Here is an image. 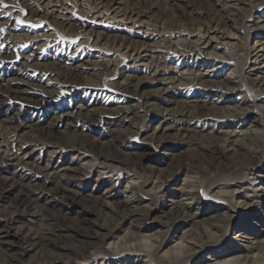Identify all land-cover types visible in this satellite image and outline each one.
<instances>
[{
    "label": "bare ground",
    "instance_id": "1",
    "mask_svg": "<svg viewBox=\"0 0 264 264\" xmlns=\"http://www.w3.org/2000/svg\"><path fill=\"white\" fill-rule=\"evenodd\" d=\"M15 1L13 8L4 7L11 1H0V29H3L0 58L1 47H8V50L10 46L7 45L13 43L19 65H29L37 58L27 52L28 48H47L52 53H60L64 61L62 76L69 84L74 82L77 68L86 62L93 70L103 64L106 72L118 79L106 85L94 82L77 90L84 93V98L88 97L90 109L85 110L80 105L68 112H57L50 119L41 115L44 124L37 121L25 126L37 134L30 140L31 152L37 148L43 150L45 162L55 165L52 174H43L22 162L18 155L24 147L10 135L0 134V147L5 149L0 153V169L8 168L14 174L0 189V208L5 207L3 215L0 214V245L4 244V239L19 236L20 257L30 251L43 253L38 261L28 264H264V238L258 239L254 232V243L249 247H233L236 245L232 244L233 238L227 236L241 228L244 233L237 232L235 236L247 233L237 221L244 213L254 217L252 225L255 227L257 223L264 225V214H253V210L264 206V170L260 168L264 162V112L259 113L254 107L249 112L217 116L205 113L199 103H163L157 99L162 91L181 94L183 87L185 92L200 89L205 96L218 95L227 89H242L253 105L257 98L264 96V0H215L213 4L205 1L203 11L182 16L173 14L164 5L165 0H149L150 12L163 10L157 19L145 12L147 3L129 7L115 0H92L91 3L86 0ZM17 19L44 21L50 23L51 28L41 34L35 31L20 34L16 31ZM97 20L99 24L138 26L140 32L125 36L121 34L124 31L114 29V33L109 28L103 34L102 26L91 23ZM131 67H138L139 75L134 74ZM217 67L219 72L215 71ZM246 72H254V79L246 81ZM220 73H224L221 80L212 79ZM43 76L50 79L52 74ZM175 78H183L186 85L178 86L181 89L159 83L153 86L156 82ZM11 83L7 79L0 86V121L7 125L6 128L17 123L13 118H1L8 101L29 109L50 104L51 100L45 92L29 93L33 97L22 96L27 90ZM146 86L153 91L144 98L143 104L125 98L119 103V97L112 94L129 88L135 94ZM103 97L117 101L109 109L112 120L117 123L131 121L139 127L133 136L135 140L144 130L143 139L149 144L143 145V149L148 154H155L162 148L159 158L164 160L170 155L168 150L172 151V141L181 140L190 132L198 136L197 142L189 144V154L177 162L173 170L159 176L139 175L130 168L132 164L120 162L100 148L86 145L81 137L69 132V123L65 121L71 115L81 118L78 121L83 129L93 131L94 120L87 113L105 112L96 108L97 105L105 106ZM146 106L153 116L144 123L137 113L139 108ZM82 110L86 114H81ZM244 124L247 128L240 129ZM118 134L126 138L124 131L119 130ZM116 140L118 136L107 143L113 145L114 150H117ZM142 143L143 140H138L139 145H135ZM59 149L70 154V159L58 155ZM15 175L22 180L40 179L33 185L34 194L23 189ZM75 180L85 185H73ZM119 180H126L123 190H117L113 183ZM89 183L95 191L87 187ZM51 184L54 188L48 191L46 187ZM167 185L172 192L181 193L186 202H172L166 220L152 225L149 215L158 206L163 207L160 199ZM101 187L116 194L117 191L123 193L126 200L121 203L96 195ZM71 196H79L84 201L82 209L86 214L107 209L113 220L128 224L132 231L119 239L116 232L109 230V233L96 236L95 241L78 240L86 246L82 252L58 243L56 240L60 238L72 240V236L66 234L72 229L60 221L62 214L58 215L66 201L73 206L69 200ZM194 206H198L196 212L182 213L183 209ZM206 210H213L214 214L199 221ZM28 217L39 223L37 229L14 226ZM190 224L194 230L171 239L172 233ZM115 239L120 242L116 249L110 247ZM52 249L60 250L59 256L52 255ZM64 255L71 257L70 261H63ZM5 256L4 264L19 260L9 254Z\"/></svg>",
    "mask_w": 264,
    "mask_h": 264
},
{
    "label": "rangeland",
    "instance_id": "2",
    "mask_svg": "<svg viewBox=\"0 0 264 264\" xmlns=\"http://www.w3.org/2000/svg\"><path fill=\"white\" fill-rule=\"evenodd\" d=\"M4 1V0H0ZM11 1V3H8V6H11L10 8L15 7V0H6ZM87 3H91L92 0H86ZM116 3H121V5L129 6V7H135L137 5H142L143 3L146 4L145 12L149 14V17L152 19L159 18L158 14L162 13L163 10H157L154 9L153 11H149L148 3L149 0H115ZM159 1V0H158ZM165 0L164 5L169 7L170 10H172L173 14L182 16L186 15L188 12H200L205 9V1H209L213 4L215 0ZM174 3V4H173ZM18 7L16 6L15 9ZM14 9V11H16ZM264 10H262L263 12ZM27 17L24 18V20ZM23 20V19H22ZM91 23H95L96 26H102L103 30L102 33L104 34L105 29H109L116 33V30L114 29H120L124 32L121 34L125 36H129V34H135L140 32L138 29V26H132L129 27L127 25L126 27L115 24H99L98 20L93 21ZM31 25H36V27H32ZM18 29L16 31H20V34H23L26 31H35L37 34H41L44 30H48L51 28L50 23L47 22H37L33 20H29L28 22H25L23 24L18 23L17 25ZM125 28H129L128 31H125ZM15 31V30H13ZM143 31V30H142ZM152 30H150L151 32ZM113 34V33H112ZM10 46L8 50L7 48L1 47L2 53L0 58V86L2 87L4 85V80H11L12 83L10 85L16 86L18 85L22 89H26L27 93L21 94L22 96H28L33 97L34 95H30L29 93L36 92L43 94L45 92V95L50 97V104H45L43 106H34L33 108L26 109L24 107H21V105L13 104L10 101L5 103V107L3 108L4 114L1 118H13V121L15 125H10L11 128H6L7 125L0 121V134L10 135L12 138H15L17 141H19V144L24 147L21 152H19V158L22 162L30 164V166H33L35 169H39L42 171L43 174L50 173L52 174L54 172L55 165H48L45 162L44 152L43 150L36 149L35 152H31V146L30 140L34 139L37 134L33 129H30L28 127H25L26 125H33L35 122L39 121V123L44 124L45 122H42V116L44 115L45 118H51L55 115L57 112L64 111H70L72 107L82 106L83 109H90L88 107L89 99L88 97L84 98L83 92H77L79 88H82L84 85L93 84L94 82H97L101 85H106L107 83L111 81H115L118 79V76H112L106 70L103 68V64L101 66L97 67L95 70L92 69L89 63H84L82 66H79L77 68V76L74 79V82L69 84L65 81V79L62 76V73L64 72L63 67V58L59 57L58 54L60 53H52V51H49L47 48H34L32 50L31 48L27 49L28 53H33L34 58H37V61H31L28 63L29 65H23L20 66L17 62L19 58L16 56V49L13 47V43L7 45ZM18 50V48H17ZM63 57V53H61ZM26 66V67H25ZM138 67H131V71L134 72V74H138L139 72L137 70ZM220 68H216L215 71L219 72ZM52 74V77L48 79L46 76H43L44 73ZM121 75V74H120ZM247 77L245 78L246 81H250L254 79L255 73L249 72L247 74ZM224 76V73H220L219 75L212 76V79L215 81L221 80ZM120 77V76H119ZM122 77V76H121ZM159 83V84H158ZM158 85H170V86H176L175 89H181L178 86H185V80L182 79H172V80H164L161 82H156L153 84L155 86ZM155 88V87H154ZM159 88V87H158ZM74 91V92H72ZM153 91L152 88L146 86L140 91H137L135 94L132 92V88L126 89L125 91L121 92L119 91H113V95H116L117 98L119 97V103H122V98L127 99H134L135 101H140L142 104L144 103V98L147 95H150ZM70 96V97H69ZM76 96V97H74ZM101 96L98 100H100ZM83 99V100H81ZM85 99V101H84ZM157 99L163 103H190L195 104L199 103L202 104L203 108L202 110L211 115H226V114H233V113H243L244 111L249 112L252 111L254 107H256L257 112L262 113L264 112V96L257 98L254 102V105L252 104V101L250 97L242 90V89H235L230 90L227 89L226 92H223L221 94H210V95H204L202 93V90L200 89H193L192 91L185 92V87L182 88L181 94H178L177 92L173 90H168L167 92H161L157 96ZM84 101V102H83ZM105 106L99 107V105L96 106V108H101L105 112L101 111H94L87 113L89 117L93 118V131L92 129H83L79 119H81L79 116L75 118L74 115H71L68 117L69 123V132H71L74 135H77L78 137H81V140L86 143V145H90L93 148H100L102 152L106 154H110L117 158L118 161L123 163H130L133 166H130L132 170H134L139 175H144L150 177L151 175H161L163 173H166L168 171H171L176 166V163L179 162L181 159H183L185 156L189 154V144L197 142L198 136H195L192 132L189 133V135L181 140L175 141L173 140L171 143V146H173L171 149L172 151L168 150L170 152V155L165 158L164 160H161L159 158V153L163 151L162 148H158L155 154H148L146 151H144L143 145H148L149 142L147 140H144L143 137L145 136L144 130H142L138 136V140H143V143L140 144V146H136L135 144H138V140H135L133 136L136 135V133L139 130V127L137 125H133L131 121H126L123 123H117V121L112 120L113 117L110 115L109 109L113 108L111 104H115L117 101H113L111 99H105L103 97L102 99ZM54 106V107H53ZM58 109H56V108ZM93 108V107H91ZM82 110L81 114H86V111ZM148 107H141L138 109V117L140 120H142L144 123L148 121L153 115L148 112ZM1 114V115H2ZM74 117V118H73ZM256 118V115H255ZM77 119V120H76ZM99 119V120H98ZM257 119V118H256ZM46 120V119H45ZM48 120V119H47ZM46 120V123H47ZM262 120L264 122V113L262 114ZM63 122V125L64 123ZM62 125V123L60 124ZM59 125V126H60ZM16 126V127H15ZM240 129L247 128V125H241L239 126ZM62 129V126L60 127ZM115 129V131H114ZM59 130V129H58ZM124 131L126 133V138H121L120 134H118V131ZM68 136V135H67ZM118 140L114 142L115 147L117 150H114V146L109 143L108 141L112 140V137H117ZM209 140V139H208ZM248 142L249 139H246ZM140 143V142H139ZM139 145V144H138ZM238 146H236L237 148ZM239 148V147H238ZM2 150H5L4 147H0V153ZM31 152L29 155H26L27 152ZM42 152L41 155H39V152ZM59 152L58 155H62L65 159H70V154L65 152L62 149L57 150ZM199 152H202L198 150ZM130 153H135L130 154ZM148 154V155H144ZM73 163V162H72ZM260 168L264 170V162L260 165ZM127 172H124L126 174ZM123 174V173H121ZM263 174V173H262ZM14 177L13 171L2 167L0 169V189L4 186L8 180ZM16 180L20 183L19 185L22 186L23 189H25L28 192H32L34 194L35 189L33 188L37 182H39L40 179L38 178H31L28 179H18L19 176L15 175ZM113 179H116V176L113 177ZM126 180H119L117 182H113L116 186L117 190H123L122 187H124ZM84 184L82 181H73V185H80ZM89 189L95 191V187L92 186L90 183L87 186ZM54 187L51 185H48L46 189L52 190ZM56 189V188H55ZM107 187H101L96 192V195L106 197L108 200L113 201H120L121 203H124L125 195L123 193L116 192H110L108 191ZM164 191V195L160 199L161 204L163 207L158 206L155 211H153L149 215V222L152 225H157L158 223L164 222L166 220L167 213L169 211V207H171V203H178L183 204L186 202V200H183L184 197H182V194L179 192H172V188H169L167 185L162 189ZM95 195V196H96ZM73 202V206H71L70 202L66 201L68 205L65 204V206L60 209L61 212H59L58 215L60 221H62L67 227L71 228L72 231H69L68 234L69 237L72 236V240L69 238H60L57 239L58 243L65 244L69 246H73L74 249L78 252H82L85 249V244H82L79 241H95L96 236L100 234H106L109 233V230H112V232H116L115 236L122 237L124 235H127L128 232L132 231V228L128 226V224H121L118 223L115 219L108 214L107 209H96L94 214H86V211H84L82 208L84 206V201H82L79 196H76L73 198L72 196L70 199ZM210 205V204H208ZM207 205V206H208ZM195 207V208H194ZM188 209H183L182 213L185 215V213H193L197 211L198 206H194ZM5 207L0 208V214L3 215ZM3 211V213H2ZM233 212V211H230ZM214 214L213 210H206L205 213L202 216H199V221H205V219L209 216ZM234 214V213H233ZM253 214L256 215H262L264 214V206L259 210H253ZM243 225L242 227L247 229V233L245 235H242L241 237L235 236L237 232H243L244 231H238L234 230L231 233H228V238H233V243L236 245H233V247H249L250 243H254L252 241L254 235L253 233H257L256 237L258 239L264 238V225L257 223V227L252 225V223H255L254 217L251 216L249 213L242 214L238 220ZM15 227L21 226L25 228H31V229H37L39 227V223H37L33 218L28 217L26 219L21 220L20 222L16 223L14 225ZM103 227V228H102ZM106 228V229H104ZM194 230L195 227H193L191 224L185 226L182 230H179L177 233H172L170 235L172 240H175L176 237H180L184 232L187 230ZM14 231V230H13ZM259 231V232H258ZM94 237V238H92ZM249 238V239H248ZM74 239V240H73ZM115 239L113 241V245L110 247L117 248L119 245V240ZM77 240V241H76ZM79 240V241H78ZM19 246H21V238L17 236L9 237L7 239H4V244L0 245V264H4L3 259L6 258V254L11 255L15 257L16 259H19L16 261H11L8 264H28L30 262L35 263L38 261L42 254L39 251H30L27 252L24 256L20 257L19 253ZM107 246V245H105ZM244 252L245 250H241ZM61 253L60 250H51L52 255H58ZM63 261H70L71 257L64 255ZM108 264V263H107Z\"/></svg>",
    "mask_w": 264,
    "mask_h": 264
},
{
    "label": "snow or ice",
    "instance_id": "3",
    "mask_svg": "<svg viewBox=\"0 0 264 264\" xmlns=\"http://www.w3.org/2000/svg\"><path fill=\"white\" fill-rule=\"evenodd\" d=\"M4 7L7 8L8 5L5 4ZM6 15H11V13H6ZM17 23L23 24L24 21H23V20H19V19H17ZM31 26H32V27H36V25H31ZM2 31H3V29H0V32H2Z\"/></svg>",
    "mask_w": 264,
    "mask_h": 264
}]
</instances>
